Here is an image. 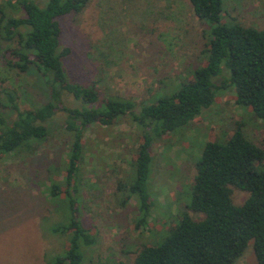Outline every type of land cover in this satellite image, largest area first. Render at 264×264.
Instances as JSON below:
<instances>
[{
	"label": "rangeland",
	"instance_id": "374dc122",
	"mask_svg": "<svg viewBox=\"0 0 264 264\" xmlns=\"http://www.w3.org/2000/svg\"><path fill=\"white\" fill-rule=\"evenodd\" d=\"M33 1L40 8L48 2ZM223 7V23L264 28V0H224ZM60 22L61 48L70 49L61 59L67 78L94 86L101 100L123 97L137 108L153 104L192 81L195 71L206 64L207 29L193 13L190 0H89L82 12ZM9 45L15 44L0 40V92L15 93L21 110L39 108L50 100V88L33 66L19 73L5 63L3 53ZM217 78L221 88L212 105L151 144L147 181L151 208L139 229L135 221L140 213L128 186L143 132L128 116L85 132L72 208L64 192L71 139L63 128L64 112H56L48 122L47 138L0 159V264H53L56 256L66 253L72 237L54 229L73 218L93 238L90 245L78 243L82 264H132L141 246L160 245L190 204L195 164L207 142L224 145L234 123L241 122L248 140L264 149V120L251 108L235 104L224 62ZM74 102L62 94V105L73 107ZM3 113L8 122L14 120L10 109ZM256 168L264 172V163ZM51 185L62 192L52 197ZM247 197L233 189L235 205ZM238 263L257 264L252 243L234 264Z\"/></svg>",
	"mask_w": 264,
	"mask_h": 264
},
{
	"label": "trees",
	"instance_id": "16d2710c",
	"mask_svg": "<svg viewBox=\"0 0 264 264\" xmlns=\"http://www.w3.org/2000/svg\"><path fill=\"white\" fill-rule=\"evenodd\" d=\"M88 1L48 0L44 8L33 0H4L0 4V40L15 44L7 47L3 60L19 73L33 66L50 88L46 104L24 110L19 108L15 93L0 92V159L47 138L48 122L56 112H64L63 128L71 138L64 192L72 208L85 132L93 125L112 126L120 116H128L143 132L128 186L129 197L135 198L140 213L135 221V229H139L146 224L151 208L147 190L150 146L212 105L221 88L216 79L222 62L230 73L235 104L251 108L258 119L264 120V28L245 27L234 21L223 23L224 0H190L193 13L207 29L206 64L174 94L137 108L134 101L123 97L101 100L94 86H81L65 74L61 59L70 54V49L61 48L60 19L79 14ZM62 94L70 95L76 106L62 105ZM4 109L15 113L12 122H8ZM243 128L241 122H235L234 132L224 145H204L195 164L190 204L179 213L169 236L158 246H141L132 264H234L250 243L257 264H264V172L256 168L264 163V149L248 140ZM57 185L50 187L52 197L62 192ZM233 189L248 194L242 204L233 203ZM54 232L72 233V237L66 253L56 256L53 264H82L78 243L92 244L88 231L73 218Z\"/></svg>",
	"mask_w": 264,
	"mask_h": 264
},
{
	"label": "crops",
	"instance_id": "0c3cea01",
	"mask_svg": "<svg viewBox=\"0 0 264 264\" xmlns=\"http://www.w3.org/2000/svg\"><path fill=\"white\" fill-rule=\"evenodd\" d=\"M240 262V261H239ZM257 263V262H256ZM239 264V263H238ZM240 264H242V263H240Z\"/></svg>",
	"mask_w": 264,
	"mask_h": 264
}]
</instances>
